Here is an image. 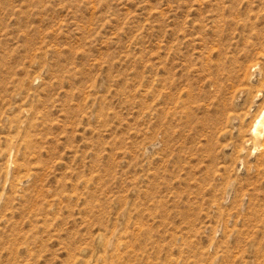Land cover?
I'll return each instance as SVG.
<instances>
[{
  "label": "rangeland",
  "instance_id": "374dc122",
  "mask_svg": "<svg viewBox=\"0 0 264 264\" xmlns=\"http://www.w3.org/2000/svg\"><path fill=\"white\" fill-rule=\"evenodd\" d=\"M0 264H264V0H0Z\"/></svg>",
  "mask_w": 264,
  "mask_h": 264
},
{
  "label": "bare ground",
  "instance_id": "6f19581e",
  "mask_svg": "<svg viewBox=\"0 0 264 264\" xmlns=\"http://www.w3.org/2000/svg\"><path fill=\"white\" fill-rule=\"evenodd\" d=\"M257 125V124H256ZM257 127V126H256ZM262 127H263V125H262ZM255 131V130H254ZM256 131H257V129H256ZM260 135H261V133H260ZM258 137V136H257Z\"/></svg>",
  "mask_w": 264,
  "mask_h": 264
}]
</instances>
